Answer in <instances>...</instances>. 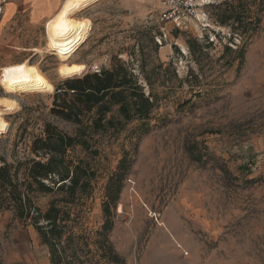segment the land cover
<instances>
[{"label":"rangeland","instance_id":"rangeland-1","mask_svg":"<svg viewBox=\"0 0 264 264\" xmlns=\"http://www.w3.org/2000/svg\"><path fill=\"white\" fill-rule=\"evenodd\" d=\"M232 1L197 0L194 16L177 27L159 21L160 0H98L73 15L87 30L71 47H49V21L38 30V51L27 62L54 91L13 96L16 109H0L8 124L0 135V166L34 158L32 142L47 124L74 134L72 123L50 113L55 86L66 80L57 73L60 65L81 64L85 74L118 59L157 102L142 137L133 122L94 135L96 156L80 148L70 154L97 170L92 197L72 208L67 227L89 239L84 253L93 261L100 255L91 239L102 222L104 185L126 155L131 167L108 236L125 264H264V0L257 32L234 38L243 45L242 59L234 46L223 50L232 23L215 22V6ZM245 3L250 16V0ZM2 97L8 96L0 87ZM59 197L32 200L44 211ZM48 257L30 224L13 211L0 213V264H49Z\"/></svg>","mask_w":264,"mask_h":264},{"label":"trees","instance_id":"trees-1","mask_svg":"<svg viewBox=\"0 0 264 264\" xmlns=\"http://www.w3.org/2000/svg\"><path fill=\"white\" fill-rule=\"evenodd\" d=\"M215 9L220 11L215 15L219 26L232 23L229 45H224V53L231 52L234 46L242 59L243 45H236L234 38L242 41V35L250 31L251 37L257 32L263 11L262 0H250V16L245 0L223 2ZM204 43L212 45L206 38ZM193 45L188 43L192 52ZM62 86H55L50 113L72 123L76 127L74 134L47 124L44 136L32 142L34 158L0 166V213L13 211L18 219L34 228L41 244L48 249L49 264H125L108 236L113 229L114 212L131 163L124 155L104 185L100 204L102 222L91 239L100 255L93 261L88 257L89 251L84 253L89 239L73 235L67 227L72 208L83 206L84 201L92 197L97 170L87 159L73 158L70 154L80 148L86 154L96 156L97 152L89 143L94 135L121 132L133 122L139 124L138 138L147 134L156 111V98L151 93L145 95L136 75L118 59L109 69L66 79ZM35 194H58L60 197L41 211L33 203Z\"/></svg>","mask_w":264,"mask_h":264},{"label":"bare ground","instance_id":"bare-ground-1","mask_svg":"<svg viewBox=\"0 0 264 264\" xmlns=\"http://www.w3.org/2000/svg\"><path fill=\"white\" fill-rule=\"evenodd\" d=\"M98 0H66L60 10L47 24V43L50 48L71 47L76 44L87 30L83 19L73 15ZM37 52V49L33 50ZM85 71L81 64L60 65L57 73L62 79L80 76ZM0 87L8 97L0 98V109L15 110L17 103L13 96L31 93H53V85L46 79L35 64L23 62L0 68ZM13 98V99H12ZM0 135L7 131L8 124L1 118Z\"/></svg>","mask_w":264,"mask_h":264},{"label":"crops","instance_id":"crops-1","mask_svg":"<svg viewBox=\"0 0 264 264\" xmlns=\"http://www.w3.org/2000/svg\"><path fill=\"white\" fill-rule=\"evenodd\" d=\"M65 1L6 0L0 17V68L27 62L36 55L33 50L38 49V30L46 26Z\"/></svg>","mask_w":264,"mask_h":264},{"label":"built area","instance_id":"built-area-1","mask_svg":"<svg viewBox=\"0 0 264 264\" xmlns=\"http://www.w3.org/2000/svg\"><path fill=\"white\" fill-rule=\"evenodd\" d=\"M6 0H0V17ZM197 0H160L159 21L183 26L196 12ZM211 42V41H210Z\"/></svg>","mask_w":264,"mask_h":264}]
</instances>
